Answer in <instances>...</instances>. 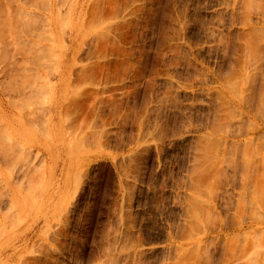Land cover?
Returning <instances> with one entry per match:
<instances>
[{"label": "rangeland", "instance_id": "374dc122", "mask_svg": "<svg viewBox=\"0 0 264 264\" xmlns=\"http://www.w3.org/2000/svg\"><path fill=\"white\" fill-rule=\"evenodd\" d=\"M263 159L264 0H0V264H264Z\"/></svg>", "mask_w": 264, "mask_h": 264}, {"label": "bare ground", "instance_id": "6f19581e", "mask_svg": "<svg viewBox=\"0 0 264 264\" xmlns=\"http://www.w3.org/2000/svg\"><path fill=\"white\" fill-rule=\"evenodd\" d=\"M264 160V159H263ZM264 178V177H263ZM264 180V179H261V181ZM264 190V189H263ZM263 190H261L263 192Z\"/></svg>", "mask_w": 264, "mask_h": 264}]
</instances>
